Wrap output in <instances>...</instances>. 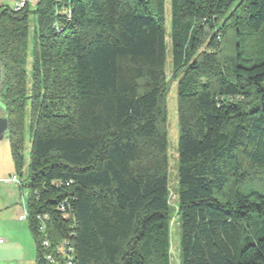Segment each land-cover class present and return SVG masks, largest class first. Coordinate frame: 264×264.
<instances>
[{
    "label": "trees",
    "instance_id": "obj_1",
    "mask_svg": "<svg viewBox=\"0 0 264 264\" xmlns=\"http://www.w3.org/2000/svg\"><path fill=\"white\" fill-rule=\"evenodd\" d=\"M32 4L0 0V103L36 264H172L175 221L180 264H264V0Z\"/></svg>",
    "mask_w": 264,
    "mask_h": 264
},
{
    "label": "rangeland",
    "instance_id": "obj_2",
    "mask_svg": "<svg viewBox=\"0 0 264 264\" xmlns=\"http://www.w3.org/2000/svg\"><path fill=\"white\" fill-rule=\"evenodd\" d=\"M34 5H31V10L34 11L36 7L37 0H32ZM169 3L170 0H167ZM10 6H14V0H7L6 2ZM170 27V15L168 19V28ZM30 49L34 45V33L33 27L30 30L29 38ZM170 61V59H169ZM31 60H29L28 68H30ZM169 77L171 76V65H168L167 69ZM170 88L167 99L168 107V131H169V185L171 192V204L173 209L177 205V193L179 191L178 183V143L180 137V128L177 116V82L170 80ZM3 113V112H1ZM31 134L27 129L25 132V142L23 146V155H24V171L28 169L30 162V152H31ZM15 174V165L12 157L10 142L7 136V131L0 137V188L4 192H12L15 194V197L18 198L20 205L27 202V190L20 188L18 181L14 180ZM17 177V176H16ZM18 179V177H17ZM175 211V210H174ZM171 254H172V264H180V228L178 222L175 221L172 225L171 231Z\"/></svg>",
    "mask_w": 264,
    "mask_h": 264
},
{
    "label": "crops",
    "instance_id": "obj_3",
    "mask_svg": "<svg viewBox=\"0 0 264 264\" xmlns=\"http://www.w3.org/2000/svg\"><path fill=\"white\" fill-rule=\"evenodd\" d=\"M12 192L0 188V264H36V245L20 205ZM25 207V208H24Z\"/></svg>",
    "mask_w": 264,
    "mask_h": 264
},
{
    "label": "built area",
    "instance_id": "obj_4",
    "mask_svg": "<svg viewBox=\"0 0 264 264\" xmlns=\"http://www.w3.org/2000/svg\"><path fill=\"white\" fill-rule=\"evenodd\" d=\"M2 1L7 2V0H2ZM30 1L32 2V0H14L15 5L13 7L15 9L19 10V9L23 8ZM68 17L70 18V13H68ZM14 180L18 181L16 176H14ZM26 217H27V211H26V208H25L24 212H23V214L21 216V219H26ZM2 242H4V239L0 237V243H2ZM44 246H49V243L47 241H45L44 242Z\"/></svg>",
    "mask_w": 264,
    "mask_h": 264
},
{
    "label": "water",
    "instance_id": "obj_5",
    "mask_svg": "<svg viewBox=\"0 0 264 264\" xmlns=\"http://www.w3.org/2000/svg\"><path fill=\"white\" fill-rule=\"evenodd\" d=\"M0 111L4 112V115H0V137L7 131L8 129V117L5 115V110L0 103Z\"/></svg>",
    "mask_w": 264,
    "mask_h": 264
},
{
    "label": "flooded vegetation",
    "instance_id": "obj_6",
    "mask_svg": "<svg viewBox=\"0 0 264 264\" xmlns=\"http://www.w3.org/2000/svg\"><path fill=\"white\" fill-rule=\"evenodd\" d=\"M1 112H2V111H0V115H1V116H3V115H4V113H1Z\"/></svg>",
    "mask_w": 264,
    "mask_h": 264
}]
</instances>
